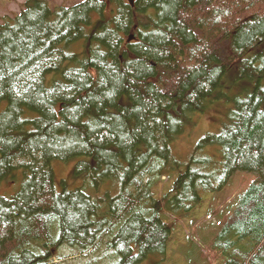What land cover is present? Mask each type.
Masks as SVG:
<instances>
[{
    "label": "trees",
    "instance_id": "obj_1",
    "mask_svg": "<svg viewBox=\"0 0 264 264\" xmlns=\"http://www.w3.org/2000/svg\"><path fill=\"white\" fill-rule=\"evenodd\" d=\"M227 74L250 90L200 142L224 160L189 165L157 198L175 142L224 101ZM72 159L94 188L57 189L52 163ZM17 169L20 191L0 196V264H140L166 253L165 214L180 220L240 171L255 180L211 246L223 264H264V0H28L0 22V185Z\"/></svg>",
    "mask_w": 264,
    "mask_h": 264
},
{
    "label": "rangeland",
    "instance_id": "obj_2",
    "mask_svg": "<svg viewBox=\"0 0 264 264\" xmlns=\"http://www.w3.org/2000/svg\"><path fill=\"white\" fill-rule=\"evenodd\" d=\"M28 0H0V22L5 18H14L24 9ZM51 6H71L84 0H47ZM223 102H217V107L210 106L203 113L196 115L186 130L178 137L172 150L171 169L173 175L166 174L158 179L155 187V195L162 198L172 187L180 171L188 168L189 165L201 168L203 171H211L216 166H220L224 160L222 147L219 144L209 143L200 145L202 139L209 135H218L222 132L224 124L228 120L227 114L221 115L224 106L227 109L234 107L236 99L244 98L248 95L251 83L249 77L238 78L227 74L224 78ZM78 159L70 161H54L52 167L56 176V187L58 190L64 188L74 190L84 185L94 188L92 182L84 176L77 174L75 167ZM23 171L17 169L13 176L0 185V196L12 197L17 194L24 181ZM255 180V175L249 172H237L227 181L223 189L216 192L203 193L202 202L190 209V213L180 220H175L173 214H165L167 221H175L176 228L168 243L165 254H151L140 264H223L225 256L223 253L212 249L211 243L215 241V234L220 230V224L227 215H230L237 206L240 197L250 187ZM111 182L106 183L101 192H97L103 197L106 196L108 189H112ZM91 191V189H89ZM94 190H92V193ZM190 203V202H189ZM188 203V204H189ZM106 245V244H105ZM73 249L62 248L58 253L67 255ZM81 258H67L62 261L54 259L52 264H87L83 255ZM108 259L102 261L103 264L109 263ZM94 264V263H91ZM95 264H99L96 262ZM101 264V263H100ZM110 264V263H109Z\"/></svg>",
    "mask_w": 264,
    "mask_h": 264
},
{
    "label": "water",
    "instance_id": "obj_3",
    "mask_svg": "<svg viewBox=\"0 0 264 264\" xmlns=\"http://www.w3.org/2000/svg\"><path fill=\"white\" fill-rule=\"evenodd\" d=\"M130 39H132V38H130Z\"/></svg>",
    "mask_w": 264,
    "mask_h": 264
}]
</instances>
